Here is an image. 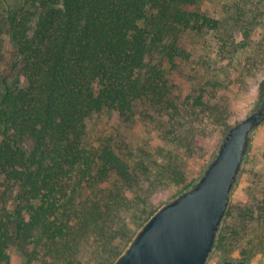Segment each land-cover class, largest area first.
Returning <instances> with one entry per match:
<instances>
[{
  "label": "trees",
  "instance_id": "16d2710c",
  "mask_svg": "<svg viewBox=\"0 0 264 264\" xmlns=\"http://www.w3.org/2000/svg\"><path fill=\"white\" fill-rule=\"evenodd\" d=\"M197 3L0 0V264H11V246L25 264H82L77 243L91 234L105 241L89 264L121 254L128 230L119 225V242H106L107 225L118 217L92 189L114 174L117 190L108 196L118 211L131 202L133 174L109 148L88 147L87 124L163 100L166 85L160 87V74L144 72L146 59L164 50L187 61L178 36L218 29L216 20L190 9Z\"/></svg>",
  "mask_w": 264,
  "mask_h": 264
},
{
  "label": "rangeland",
  "instance_id": "374dc122",
  "mask_svg": "<svg viewBox=\"0 0 264 264\" xmlns=\"http://www.w3.org/2000/svg\"><path fill=\"white\" fill-rule=\"evenodd\" d=\"M190 9L216 20L218 29L178 36V51L187 61L170 58L164 50L147 57L144 72L161 75L160 87L165 84L167 90L163 100L138 103L126 118L101 114L87 124L88 147L109 148L133 174L127 188L131 202L118 211L108 196L117 190L114 174L92 189L105 202L108 198L107 206L118 217L107 225L106 242H119V225L128 230L119 254L162 204L195 180L226 130L250 115L264 93V0H198ZM199 97L202 106L197 105ZM93 202L98 204L95 198ZM229 209L223 226L228 239L208 264L222 258L264 264V124L253 138ZM104 241L96 234L82 238L75 258L89 264L92 254L104 253ZM9 257L11 264H25L16 246L10 247Z\"/></svg>",
  "mask_w": 264,
  "mask_h": 264
},
{
  "label": "water",
  "instance_id": "95a60500",
  "mask_svg": "<svg viewBox=\"0 0 264 264\" xmlns=\"http://www.w3.org/2000/svg\"><path fill=\"white\" fill-rule=\"evenodd\" d=\"M263 124L264 95L250 115L227 129L195 180L142 224L112 264H208ZM217 264L249 263L222 258Z\"/></svg>",
  "mask_w": 264,
  "mask_h": 264
}]
</instances>
